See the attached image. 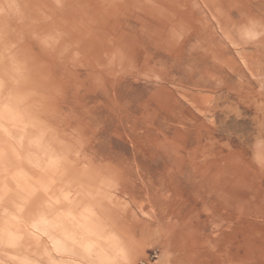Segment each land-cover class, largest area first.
<instances>
[{
  "label": "bare ground",
  "instance_id": "1",
  "mask_svg": "<svg viewBox=\"0 0 264 264\" xmlns=\"http://www.w3.org/2000/svg\"><path fill=\"white\" fill-rule=\"evenodd\" d=\"M172 1L177 5L174 14L185 18L184 24L192 28L190 34L193 39L182 40L178 30L166 27V37L160 44L155 42L158 37L148 34L153 43L147 39H139L137 47L123 52L115 45L114 56L120 55L116 64L123 63L128 74L120 78V67L118 74L116 75V70L110 77L106 70L98 68L96 53L103 39L101 44L98 41L103 32L107 36L114 34L115 40L123 44L134 38L125 33L132 32L131 20L144 21L137 8V5H144L143 0H0V142H3L0 170L19 165L15 175L17 181L21 182L20 185L22 184L15 187L19 190V195L12 192L6 199L3 196L0 200V264H27L30 260L33 261L32 264H36L34 259L55 264L53 254L44 249V242H36V236L39 232H53L51 226L54 225V219L46 218L58 208L69 210L74 219L66 220L70 227L57 234L59 239L70 241L71 248L63 249L69 256L84 252L83 242H76L71 232L87 225L84 223L86 220L79 221V218L85 216L84 209L100 203L98 197L89 192L95 185L92 182L94 174L89 172V168L90 171L96 170L101 165L100 160L91 154L78 152L85 145H80L78 140L73 141L71 136L73 131L95 132L101 129L102 122L98 118L101 112L106 122L107 116L117 117L121 112L125 114L129 99L134 100L126 93L131 85L129 82H154L156 85L153 84L146 92L152 91L158 97L170 101L161 103L163 108L159 111L153 110L148 104H140L137 108L140 115L138 120L132 122L131 129L145 122L150 126L149 122H155L156 115L160 112L163 119L175 123L180 121L166 113L167 111L175 114H182L184 111L186 120L194 115L190 109L200 115L213 114L217 103L210 104L212 97L208 93L216 86L208 79L204 80L202 76L191 73L201 68L200 71H205L214 80L222 76L217 70L203 68L206 64L202 56L207 52V42L216 37L215 29H222L227 45L221 46V52L211 50V57L234 71L236 65L231 52L255 74L258 91L246 86L238 92L233 91V94H238L242 102L251 99L259 111L258 121L264 122V30L260 27L262 15L260 17L257 14L263 7L262 0H203L209 6L206 12L196 6V0ZM220 7L224 10L218 11ZM220 14L229 18L231 29H226L220 23ZM111 17L116 21L114 28L108 33L106 29ZM147 21L154 23L153 19ZM118 29L119 32L116 33ZM124 39L126 40L122 41ZM148 47L152 51L147 52ZM151 62L153 65L144 69ZM166 68L172 71L169 73ZM174 74L181 77H175ZM185 74L190 78L188 81ZM237 75L244 78L240 73ZM183 82L187 84L184 86H188L186 90L181 89ZM173 90L179 93L182 102L172 98ZM187 122L190 126L196 125L197 131L191 135L194 143L187 160L182 156V148L175 152L178 154V164H173L174 168L189 183L192 184L197 179L200 185L215 184L216 189L220 186L218 176L223 170L217 166L216 159L223 155L221 151L217 152L212 148L211 137H206L210 146L204 145V138L199 130L200 123L194 124L192 119ZM206 157L211 160L206 161ZM32 159L37 163H32ZM261 159L264 160V155ZM40 162H43L42 166ZM40 166L42 176L36 170ZM114 168L117 169L113 166L111 170H115ZM64 170H68L66 177ZM257 170L262 172L263 166ZM162 176L166 182L167 172L161 173L160 177ZM227 176H230L228 172ZM230 185L224 186L229 188ZM120 187H124V184ZM2 195L0 191V196ZM47 200L55 206L40 207L39 204ZM110 201L113 205L108 207L111 208L129 207L124 202L116 204L113 200ZM225 203L232 205V200L227 198ZM236 209L239 211L238 215H242L241 209ZM78 210L82 211L78 213ZM26 215L31 218V228L23 219ZM129 217L134 221L137 218L132 211H129ZM41 219L44 224L40 222ZM215 220L213 215V224ZM130 222L122 223L128 225ZM156 222L160 225L159 238L164 243L173 236L171 240L174 248L171 246V250L176 253L175 246L178 243H175L177 240L174 238V230L183 229L184 224L172 226L165 222L164 217ZM97 227L98 224L95 228ZM100 227H104V222L101 221ZM191 230L187 232L190 239L196 237ZM98 245L103 247L100 243ZM186 246L184 249L189 251L190 248ZM30 253L32 256L28 260L26 257ZM199 253L201 257L218 256L215 250H211V253ZM228 254V249L224 250L223 256L228 258ZM81 257L86 259V264H93L90 261L98 259L103 264L110 259L101 248L91 253V260L88 255ZM227 258H224L222 264L231 261ZM233 258L242 260L236 253Z\"/></svg>",
  "mask_w": 264,
  "mask_h": 264
},
{
  "label": "rangeland",
  "instance_id": "2",
  "mask_svg": "<svg viewBox=\"0 0 264 264\" xmlns=\"http://www.w3.org/2000/svg\"><path fill=\"white\" fill-rule=\"evenodd\" d=\"M143 3L144 5H137V8L142 13L144 21L131 20L132 32L125 33L128 37L132 35L134 38H130L123 44L115 40L114 34L107 36L103 32L98 41V44H101L103 39L96 53L98 68H101V71L106 70L109 77L116 70V75L118 74V67H120V78L128 75L123 63L116 64V59H119L120 55L114 56L115 45L120 52H123L128 48L137 47L140 43L139 39L152 42L149 37L152 34L158 37L155 42L160 44L166 37V31H164L166 27L178 30L182 40L193 39L190 34L192 28L184 24L185 18L174 14L177 5L172 0H143ZM196 4L203 12L209 8L208 3L203 0H196ZM262 5L261 12L257 11V14L260 17L262 15L260 27L264 30V0ZM222 9L223 7H220L218 11ZM147 19H153L154 23H150ZM115 21L116 19L109 18L106 32H111ZM219 21L226 29H231V21L226 15L220 14ZM221 30L215 29L216 37H212L207 42V52L202 59L206 64L204 69L217 70L222 76L214 80L215 78L209 77L205 71H200L201 68L191 73L202 76L204 80L208 79L216 86L210 94L208 93V96L212 97L210 104L217 103L212 115L195 113L184 103L194 113L192 118L189 117L186 120L184 111L182 114L167 111L166 113L177 117L180 121L175 123L163 119L160 112L156 115L155 122L148 121L149 124L151 123L150 126H147L145 122L131 129L132 122L138 120L140 115L137 111L140 104H148L153 110L159 111L163 108L164 102H170L158 97L152 91L146 92L155 84L154 82L152 84L143 80L138 82L133 80L129 82L131 85L126 89V93L134 100L129 99L125 114L121 112L117 117L116 115L107 116L106 122L101 112L98 115L102 122L101 129L95 132L73 131L71 136L72 139L74 138L73 141L78 140L80 145H85L84 149L79 148L77 151L86 152L100 160L101 167L96 170L90 171L91 168L86 166L89 172L94 174L93 184H100V186L97 185L98 187L94 185L89 191L94 197H98L97 200L99 199L100 203L84 209L85 216L79 218V221L86 220L87 222L84 223L87 225L71 232L76 242H83L82 254L69 256L64 249L71 248L70 241L57 237V234L70 227L66 220H74L73 214L69 210L58 208L46 218L54 219V225L51 226L53 232L47 234L39 232L36 242H44V249L53 254L55 264H86V259L81 255H88V259L91 260V253L98 248H101L110 258L103 264H222L224 258H227L223 256V252L227 249L229 251L227 259L231 260L228 264H264V160L261 159L264 155V122L258 121L259 111L256 110V104L251 99L242 102L238 94H233V91L238 92L246 86L258 91V80L255 74L242 65L238 57L231 52L230 55L236 65L234 71H230L219 60L211 57L213 52L220 51L221 46L227 45ZM118 32L119 29L116 33ZM135 38H137L136 42H134ZM141 48L143 49L144 46ZM211 50L213 52L210 54ZM146 51L150 52L152 48L148 47ZM224 53L228 55L226 51ZM148 65L144 69L152 66L153 62ZM166 70L169 73L172 71L167 68ZM238 73L244 78L238 76ZM187 75L185 74L184 77L187 78ZM189 79L187 78L186 81ZM185 84L186 82L182 83L181 89L188 88L184 86ZM172 93V98L181 101L178 92L173 90ZM189 119H192L194 124L200 123L199 130L204 138L202 141L204 145L210 146L211 143L206 137H211L212 148L217 152L221 151L223 155L216 159L217 166L223 169L218 176L220 186L216 189L215 184L200 185L197 179L191 184L182 179L177 168H174L173 164L176 166L178 164L176 151L182 148L184 159L187 160L190 157L189 151L194 143L191 135L197 130H195L196 125H189L187 122ZM2 149L1 140L0 152ZM208 160L211 158L206 157V161ZM31 162L37 163L35 159ZM42 163L40 162L41 166ZM18 166L15 164L12 168L0 170V191L3 194L0 200L3 196L6 199V196L12 192L19 195V190L16 188L22 184L20 185L21 182L17 181L15 175ZM41 166L36 169L40 176L43 175ZM113 166L117 169L111 170ZM260 166H263L262 172L257 170ZM67 172L68 170H64V176ZM164 172H167L166 182L163 181V176L160 177V174ZM227 172L230 174L229 177ZM121 184H124V187H120ZM226 184L231 185L225 188ZM232 185L233 188H231ZM227 198L232 200V205L225 203ZM110 200L116 204L127 203L129 207L121 209L108 207L113 205ZM39 205L42 208L55 206L48 200ZM236 208L241 209L242 215H238L239 211ZM81 211L78 210V213ZM129 211L135 213L137 217L135 221L129 217ZM213 215L216 218L214 224L211 221ZM161 217H164L165 222L172 226L184 224L183 229L174 230L176 232L174 238L177 240L175 243H178L175 246L176 253L171 250V246L174 248L171 240L173 236L169 237L165 243L159 238L160 225L156 220L160 221ZM23 219L31 228L30 216L26 215ZM43 219L40 221L42 224L45 223ZM101 221L104 222L102 228ZM122 222L130 223L126 225ZM97 224L98 227L95 228ZM189 230L194 231L196 237L192 235L190 239L187 234ZM233 233L236 235L233 236ZM195 238L198 239L195 240ZM206 238H208L207 241ZM99 243L103 247L99 246ZM185 245L190 248L189 251L184 249ZM211 250L217 251L218 256H199L200 251L211 253ZM235 253L242 260L239 261L237 258L235 260L233 258ZM30 256H32L31 253L26 258L30 260ZM34 261L36 264H48L41 260L34 259ZM96 261L90 262L102 264L99 259ZM32 263L33 261L30 260L27 264Z\"/></svg>",
  "mask_w": 264,
  "mask_h": 264
}]
</instances>
